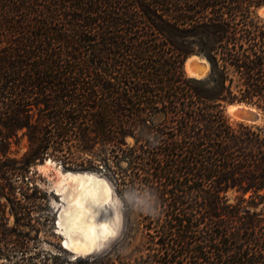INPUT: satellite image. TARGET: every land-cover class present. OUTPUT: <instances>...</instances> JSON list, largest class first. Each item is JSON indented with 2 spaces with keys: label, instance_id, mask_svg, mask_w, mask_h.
<instances>
[{
  "label": "trees",
  "instance_id": "1",
  "mask_svg": "<svg viewBox=\"0 0 264 264\" xmlns=\"http://www.w3.org/2000/svg\"><path fill=\"white\" fill-rule=\"evenodd\" d=\"M262 7L0 0V264L98 263L29 243L57 233L29 174L47 158L104 169L153 237L130 264H264V125L227 115L234 102L264 115ZM193 54L207 76L185 72ZM141 198L154 214L134 207Z\"/></svg>",
  "mask_w": 264,
  "mask_h": 264
},
{
  "label": "rangeland",
  "instance_id": "2",
  "mask_svg": "<svg viewBox=\"0 0 264 264\" xmlns=\"http://www.w3.org/2000/svg\"><path fill=\"white\" fill-rule=\"evenodd\" d=\"M258 13L261 17L264 18V7L260 8L258 10ZM190 60L201 64L202 72L200 74L191 75L185 65V72L188 75L200 77L206 75L209 72V64L205 58L195 56ZM238 103L243 104V106L241 107H249L248 103L246 102H234L232 104ZM253 106L261 113L263 112L256 105ZM227 115L230 121L233 123L246 122L251 124L264 125V119L260 123L249 122L247 120L242 119L240 116L231 113L229 107L227 108ZM26 145L27 140L22 139L19 147L22 151H24L26 149ZM47 159L52 160V162L46 164ZM47 159L42 162H38L32 168V170H30L29 174L32 175L31 173L33 172V170L36 171V174H34L36 183L39 185L41 190L47 194L48 198V201L44 208L49 209L52 213L53 219L57 220L58 210L62 207L63 203L65 204V200H63L62 198L63 193H60L61 189L66 186V181L64 180L62 174L63 172L80 170H67L63 167L60 161L54 160L52 158ZM82 171H94L96 173H99L101 176L105 177L110 182L113 189V202L108 205V212L110 224L115 229V232L109 238L102 239V243L97 249V251L94 254L88 256L96 257L98 261L97 264H110V261H115L116 264H130L135 262V259L139 258L142 253L146 254L149 251V248H151L152 246L153 237L147 233L146 228L141 224V219L138 214H133L132 218L130 219L129 215L127 214V205H129V202L117 192L112 180L104 172V169ZM247 196L248 195H246V197ZM118 198L120 201L119 204L117 203ZM227 200L229 203L232 204L242 203V193L237 190H230L229 192H227ZM255 209L263 210L264 204H260ZM45 214L46 210H42L41 215ZM52 226L54 227V221ZM46 229V227H43L41 233L37 234V237L36 234L32 232L34 238L31 239L29 243L31 245L40 247L43 251H53L57 253H62L63 255L71 256L72 253L70 249H67L66 247L62 246L61 234L58 233V235L56 233V237H52L45 231ZM82 257H87V255Z\"/></svg>",
  "mask_w": 264,
  "mask_h": 264
},
{
  "label": "bare ground",
  "instance_id": "3",
  "mask_svg": "<svg viewBox=\"0 0 264 264\" xmlns=\"http://www.w3.org/2000/svg\"><path fill=\"white\" fill-rule=\"evenodd\" d=\"M193 57L195 56L190 59ZM186 68L191 75L195 74L189 63H186ZM241 106L243 104L238 103L230 104L228 107L230 112L235 114V111ZM49 163L50 161L46 162V164ZM62 175L66 186L61 189L60 193H63L62 198L65 200V204L63 203L59 208L58 213L59 221L69 236L65 240V244L68 248L76 251L98 249L102 239L109 238L115 232L110 224L108 212V205L113 202L112 185L105 177L96 174L69 171L63 172ZM92 200H96L104 206L100 218L93 214L94 209L90 207ZM62 232L64 231L62 230Z\"/></svg>",
  "mask_w": 264,
  "mask_h": 264
},
{
  "label": "water",
  "instance_id": "4",
  "mask_svg": "<svg viewBox=\"0 0 264 264\" xmlns=\"http://www.w3.org/2000/svg\"><path fill=\"white\" fill-rule=\"evenodd\" d=\"M192 56H197V57H201L200 55H197V54H193V55H191V56H189L187 59H186V62H185V65H186V63H189L190 64V66H191V68H192V70L194 71V73L195 74H200L201 72H202V65L201 64H199V63H197V62H194V61H191L190 60V58L192 57ZM203 58V57H202ZM208 75V73L206 74V75H204V76H200V77H205V76H207ZM230 105V104H229ZM228 105V106H229ZM248 105H249V107H247V108H245V107H240V108H238L236 111H235V114L236 115H238V116H240L242 119H244V120H247V121H249V122H252V123H260V122H262L263 121V119H264V116H263V114L260 112V111H258L256 108H254V106L252 105V104H249L248 103ZM228 106H227V108H228ZM47 161H50V162H52V160H50V159H47L46 160V162ZM71 172H73V173H88V174H96V175H100L99 173H96V172H94V171H82V170H80V171H71ZM101 176V175H100ZM103 177V176H102ZM57 220H56V222H55V224H56V226H55V231L57 232V233H59V234H61V236H62V246L63 247H66L67 249H70V248H68L67 246H65L66 244H65V240L67 239V238H69V236L66 234V229H65V227L62 225V223H60V219H59V213H58V215H57ZM62 230L65 232H62ZM70 251H71V253H72V256L73 257H80V256H88V255H92V254H94L96 251H97V249H93V250H86V249H83V250H79V251H76V250H74V249H70Z\"/></svg>",
  "mask_w": 264,
  "mask_h": 264
},
{
  "label": "clouds",
  "instance_id": "5",
  "mask_svg": "<svg viewBox=\"0 0 264 264\" xmlns=\"http://www.w3.org/2000/svg\"><path fill=\"white\" fill-rule=\"evenodd\" d=\"M117 203L119 204V198L117 199ZM134 207L138 211H143L145 214H154L156 209L152 206V201L148 198H141L136 201Z\"/></svg>",
  "mask_w": 264,
  "mask_h": 264
},
{
  "label": "snow or ice",
  "instance_id": "6",
  "mask_svg": "<svg viewBox=\"0 0 264 264\" xmlns=\"http://www.w3.org/2000/svg\"><path fill=\"white\" fill-rule=\"evenodd\" d=\"M105 203H107V202H105ZM90 207H93V209H94L93 214L96 215L97 218H100L102 216V211L101 210L104 207L102 204H100L96 200H92V201H90ZM65 246H67V245H65Z\"/></svg>",
  "mask_w": 264,
  "mask_h": 264
}]
</instances>
